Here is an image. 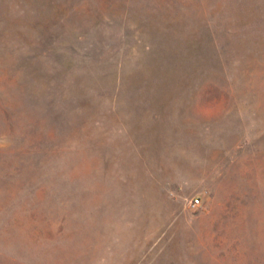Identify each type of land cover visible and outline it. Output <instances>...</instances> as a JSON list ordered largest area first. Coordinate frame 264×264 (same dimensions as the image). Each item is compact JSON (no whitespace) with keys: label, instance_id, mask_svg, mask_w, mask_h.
Wrapping results in <instances>:
<instances>
[{"label":"rangeland","instance_id":"374dc122","mask_svg":"<svg viewBox=\"0 0 264 264\" xmlns=\"http://www.w3.org/2000/svg\"><path fill=\"white\" fill-rule=\"evenodd\" d=\"M0 264H264V0H0Z\"/></svg>","mask_w":264,"mask_h":264},{"label":"built area","instance_id":"2783aa9c","mask_svg":"<svg viewBox=\"0 0 264 264\" xmlns=\"http://www.w3.org/2000/svg\"><path fill=\"white\" fill-rule=\"evenodd\" d=\"M198 203H199V199L198 198L191 199V201H190V205L192 207H196L198 205Z\"/></svg>","mask_w":264,"mask_h":264}]
</instances>
